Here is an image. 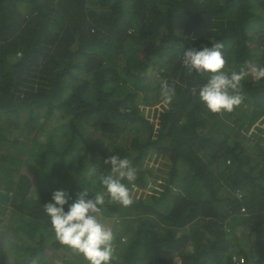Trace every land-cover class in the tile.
I'll list each match as a JSON object with an SVG mask.
<instances>
[{"label":"trees","instance_id":"16d2710c","mask_svg":"<svg viewBox=\"0 0 264 264\" xmlns=\"http://www.w3.org/2000/svg\"><path fill=\"white\" fill-rule=\"evenodd\" d=\"M210 39L225 70L264 66V0H0V264H87L43 205L102 191L111 155L137 170L103 210L114 264H264V82L210 113L183 65Z\"/></svg>","mask_w":264,"mask_h":264},{"label":"clouds","instance_id":"9594fccd","mask_svg":"<svg viewBox=\"0 0 264 264\" xmlns=\"http://www.w3.org/2000/svg\"><path fill=\"white\" fill-rule=\"evenodd\" d=\"M225 45L223 41L210 39V46L190 48L183 52V65L189 73L206 77L207 82L200 87L199 100L213 114L231 112L243 100L242 81L251 78L256 83L264 82V66H241L236 70H225ZM175 95L173 85L164 82L161 96L165 104H171ZM111 172L99 177L102 191L90 192L84 188L73 198L64 188L53 191L51 200L43 205L55 237L60 244L81 254L87 264H114L117 260L115 233L103 220L106 198L128 207L133 197L125 181L133 182L137 170L127 157L111 155L104 160ZM96 174L95 166L87 175ZM91 194V195H90ZM67 206V209H66ZM30 264H39L35 257Z\"/></svg>","mask_w":264,"mask_h":264},{"label":"rangeland","instance_id":"374dc122","mask_svg":"<svg viewBox=\"0 0 264 264\" xmlns=\"http://www.w3.org/2000/svg\"><path fill=\"white\" fill-rule=\"evenodd\" d=\"M53 120V119H52ZM153 163H154V160L153 159H151V160H147L145 163H144V166H152L153 165ZM140 192L141 191H138V195L140 194ZM133 193L135 194V191H133ZM102 218H104V217H102ZM105 219V218H104ZM113 219H111V220H109V219H107V225L108 226H110V227H112L113 225H114V223H113V221H112ZM2 226H4V225H0V228H3ZM5 227V226H4ZM113 229V228H112ZM23 231H20L19 233H21V234H18V236L20 235H22L23 237H25V235L22 233ZM14 235V230H12V232H10V233H8V236H4V238L5 239H9L10 241H12V236ZM30 235V234H29ZM33 237H36V235L35 234H33L32 235ZM125 237L126 236H124L122 239H121V242H120V244L123 246L124 244V241H125ZM120 244H119V246H120ZM70 255V254H69ZM72 256V255H71ZM86 261V260H85ZM55 263H58V261H56L55 260Z\"/></svg>","mask_w":264,"mask_h":264},{"label":"built area","instance_id":"2783aa9c","mask_svg":"<svg viewBox=\"0 0 264 264\" xmlns=\"http://www.w3.org/2000/svg\"><path fill=\"white\" fill-rule=\"evenodd\" d=\"M228 163H230V160H228ZM234 259H235L237 262L239 261L240 263H243V262L245 261L244 256H238V255H235Z\"/></svg>","mask_w":264,"mask_h":264}]
</instances>
